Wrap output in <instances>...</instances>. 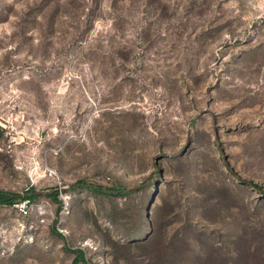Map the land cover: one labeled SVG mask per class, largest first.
<instances>
[{
  "label": "rangeland",
  "instance_id": "rangeland-1",
  "mask_svg": "<svg viewBox=\"0 0 264 264\" xmlns=\"http://www.w3.org/2000/svg\"><path fill=\"white\" fill-rule=\"evenodd\" d=\"M0 193V264H264V0H0Z\"/></svg>",
  "mask_w": 264,
  "mask_h": 264
},
{
  "label": "water",
  "instance_id": "water-1",
  "mask_svg": "<svg viewBox=\"0 0 264 264\" xmlns=\"http://www.w3.org/2000/svg\"><path fill=\"white\" fill-rule=\"evenodd\" d=\"M205 113H211V114H212V111H211V110H208V109H203V110H201L200 112H198V113L196 114V116L194 117L193 121H192L191 127H190V129H189V134L191 133L192 129L194 128L195 123H196V120L198 119V117L201 116V115H203V114H205ZM212 115H213V114H212ZM213 123L215 124L214 116H213ZM216 129H217V128H216ZM216 131H217V130H216ZM216 139H217V141H218V148L221 150L220 143H219L218 133H216ZM190 144H191V140H190V138H189V139H188V142H187V144H186V146H185L182 150H180V151H178V152H175V153H167V154L170 155V156H179V155H182V154L184 153V151H186V150L189 148ZM226 158H227V156L224 155V160H226ZM227 166H228L229 168H231V170L235 173V175L237 176V178H238L239 180H241V181H243V182H245V183H247V184L252 185V183H251L249 180L243 178V177H242L241 175H239L236 171H234V169H233L232 167H230V165H229L228 163H227ZM83 185L86 186V187H94V188H97V186H90V185H86V184H83ZM127 190H130V189H127ZM28 194L32 196V195L45 194V192H44V191H36V192H30V193H28Z\"/></svg>",
  "mask_w": 264,
  "mask_h": 264
},
{
  "label": "trees",
  "instance_id": "trees-1",
  "mask_svg": "<svg viewBox=\"0 0 264 264\" xmlns=\"http://www.w3.org/2000/svg\"><path fill=\"white\" fill-rule=\"evenodd\" d=\"M95 189H102V190H106V188H104V187H100V186H97V188H95ZM26 198L27 199H29V200H32V199H34L35 198V196H26ZM0 201H3V202H8L9 201V199H6V196L4 195V194H2V193H0Z\"/></svg>",
  "mask_w": 264,
  "mask_h": 264
}]
</instances>
